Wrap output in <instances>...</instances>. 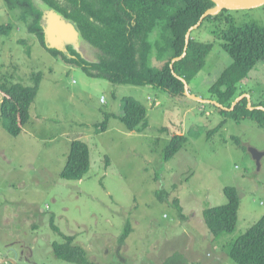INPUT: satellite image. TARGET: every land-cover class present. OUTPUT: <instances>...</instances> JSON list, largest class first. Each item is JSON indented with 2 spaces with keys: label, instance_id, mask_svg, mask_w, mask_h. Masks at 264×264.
Here are the masks:
<instances>
[{
  "label": "rangeland",
  "instance_id": "obj_1",
  "mask_svg": "<svg viewBox=\"0 0 264 264\" xmlns=\"http://www.w3.org/2000/svg\"><path fill=\"white\" fill-rule=\"evenodd\" d=\"M21 14L0 0V25L14 26L0 43L1 77L33 87L34 75L42 74V83L32 120L18 137L8 133L1 117L0 91V260L9 249L15 254L22 248L33 255L18 264H71L53 249L64 235L75 237L95 264H235L230 248L264 216V157L259 166L253 154L264 153V128L252 119L238 122L212 103L91 76L45 49ZM252 24L264 27V6L229 11L194 31L195 40L213 49L189 84L193 95L212 101L211 88L233 64L214 31ZM54 45L70 56L68 41L60 38ZM85 46L77 45L80 54L97 61L99 51ZM156 53L155 48L151 65L161 67ZM239 88L253 102L264 101V62ZM127 98L146 106V127L131 132L116 118ZM174 137L188 143L166 161ZM74 140L90 148L91 168L80 181L62 178ZM226 187L239 191V225L215 237L204 211L227 204ZM163 191L169 194L165 200L158 196ZM129 224L133 230L120 245Z\"/></svg>",
  "mask_w": 264,
  "mask_h": 264
},
{
  "label": "trees",
  "instance_id": "obj_2",
  "mask_svg": "<svg viewBox=\"0 0 264 264\" xmlns=\"http://www.w3.org/2000/svg\"><path fill=\"white\" fill-rule=\"evenodd\" d=\"M5 4L11 12L21 10L20 18L29 26L30 33L56 58H62L68 64L83 68L91 76L105 78L114 84L153 86L174 97H187L185 85L174 75V71L190 84L205 68L213 49V44L195 40L193 32L187 56L174 63L172 68L173 60L185 52L190 29L200 22L209 9L215 7L211 0H5ZM48 11H55L74 23L80 32V49L83 46L86 48L88 43L99 51L98 60L84 58L74 44L68 46L70 56L65 51L49 48L44 19ZM227 12L224 10L218 16L207 18L203 24L221 20ZM227 20L230 23L231 17L228 16ZM156 30H159L158 38L153 42L150 38ZM13 31L12 24L0 25V43ZM214 34L224 41L223 48L233 58V64L211 88L212 101L231 108L239 97L248 94L240 90L239 86L259 63L264 62V27L258 24L242 27L233 25L214 31ZM155 48L158 51L156 59L163 64L161 67L151 65ZM34 80L35 86L26 87L21 83L4 81L0 73V91L4 96L1 117L6 122L8 133L14 137L20 136L32 120L31 109L40 92L42 74L34 75ZM251 103L256 109L249 108L247 98L234 111L217 108L238 122L252 119L264 128V111L257 109L264 107V101L255 103L251 99ZM123 106V114L116 118L129 131H137L140 126L146 127V106L134 98L125 99ZM112 117L108 115L106 118L109 120ZM223 126L224 123L220 128ZM187 143L186 137H174L166 149L165 160L173 159ZM90 168L89 145L74 140L62 178L80 181ZM224 194L228 200L226 205L204 211L205 223L215 237L234 233L239 225V191L236 187H226ZM158 196L165 200L169 194L163 191ZM175 205L182 218H185L179 199L175 200ZM54 229L61 234L57 227ZM132 230L129 224L120 239V245L125 244ZM62 236L64 242L53 245L57 258L71 264H95L90 260L87 250L76 245L75 237ZM229 257L235 264H264V216L237 239L230 248Z\"/></svg>",
  "mask_w": 264,
  "mask_h": 264
},
{
  "label": "water",
  "instance_id": "obj_3",
  "mask_svg": "<svg viewBox=\"0 0 264 264\" xmlns=\"http://www.w3.org/2000/svg\"><path fill=\"white\" fill-rule=\"evenodd\" d=\"M215 3V7L212 9H209L201 18L200 22L192 27L190 31L187 34L186 39V48L185 52L181 57H178L173 60L172 68L174 67V63L179 62L183 60L187 56L188 47L191 42V35L192 33L199 29L203 22L209 18V17H215L218 16L220 13H222L224 10L228 11H239V10H252L256 8H260L264 6V0H211ZM45 31H46V42L49 46V48L56 49L54 43L56 40L62 39L63 42L68 41L69 44H74L76 47L78 45L79 47V39H80V32L75 26L74 23L67 21L63 16H61L59 13L55 11L46 12L45 14ZM174 75L180 79L184 85H185V95L189 97L190 99L196 100L201 103H212L217 105L219 108L225 110V111H234L236 106L242 102L245 98L249 100V108L251 110H254L251 103V97L249 95H243L242 97L238 98L232 105L231 108L225 107L224 105L216 102V101H209L204 100L202 98H199L191 93L189 83L182 77L178 76L175 71ZM257 109H261L264 111V107H259ZM253 154L257 160L258 165L260 166L261 160L264 157V153L259 152L257 150H253ZM11 263V264H18V253H15L14 258H9L8 255L3 256V259L0 260V263Z\"/></svg>",
  "mask_w": 264,
  "mask_h": 264
},
{
  "label": "flooded vegetation",
  "instance_id": "obj_4",
  "mask_svg": "<svg viewBox=\"0 0 264 264\" xmlns=\"http://www.w3.org/2000/svg\"><path fill=\"white\" fill-rule=\"evenodd\" d=\"M11 249H9L8 251V257H11L10 251ZM17 252V251H16ZM18 253V260L20 261V263H25V262H30L31 258H32V251L29 250L28 252L25 251V249L20 248V250L17 252ZM13 257H15V254H12Z\"/></svg>",
  "mask_w": 264,
  "mask_h": 264
},
{
  "label": "bare ground",
  "instance_id": "obj_5",
  "mask_svg": "<svg viewBox=\"0 0 264 264\" xmlns=\"http://www.w3.org/2000/svg\"><path fill=\"white\" fill-rule=\"evenodd\" d=\"M246 95H248V94H246ZM250 96V95H249Z\"/></svg>",
  "mask_w": 264,
  "mask_h": 264
}]
</instances>
